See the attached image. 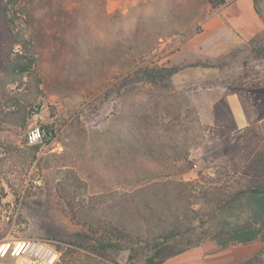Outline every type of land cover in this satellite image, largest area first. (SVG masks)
Masks as SVG:
<instances>
[{
    "label": "rangeland",
    "instance_id": "1",
    "mask_svg": "<svg viewBox=\"0 0 264 264\" xmlns=\"http://www.w3.org/2000/svg\"><path fill=\"white\" fill-rule=\"evenodd\" d=\"M207 4L18 0L26 46L0 24V238L53 241L57 264H144L175 222L207 218L218 185L264 187L250 174L264 144V33L206 57ZM18 46L28 71L14 67ZM47 125L55 138L29 143ZM238 200L264 217V194ZM114 226L133 249L98 252L84 237ZM255 243L245 264H264Z\"/></svg>",
    "mask_w": 264,
    "mask_h": 264
},
{
    "label": "trees",
    "instance_id": "2",
    "mask_svg": "<svg viewBox=\"0 0 264 264\" xmlns=\"http://www.w3.org/2000/svg\"><path fill=\"white\" fill-rule=\"evenodd\" d=\"M227 2L228 0H208L211 10H216L227 4ZM17 3L18 0H7L0 17L3 36L12 39V48H15L18 44L26 46V41L22 37V28L25 26V22L21 21L23 19L22 12L17 7ZM254 3L257 13L264 19V13L259 7V1L254 0ZM15 50L17 54L14 65L15 69L21 72L28 71L32 61L24 62L20 59V56L23 57V54H26L25 49L22 47V52L17 49ZM196 64L191 63V66ZM169 70L172 71L171 69ZM165 71L168 70H158L151 76L153 78L159 76L160 79ZM42 129L46 133L53 132L55 134L52 126L47 125L46 128ZM49 140H51V137L47 139V141ZM250 174L264 176V144L261 152L256 155L251 163ZM197 186L199 188L204 187L201 184ZM223 186L218 185L211 194L210 197L213 198V201L218 202V204H215V208L207 212V218L200 217L199 225L187 226L184 229L180 228L181 223L175 222L169 232L148 245L144 264H161L167 258L184 252L193 246H202L206 253H211L227 247L248 244L259 238L264 241V217H255L252 215L251 209L245 207L243 201L238 200L239 197L248 194H264V187L261 185L245 186L239 187L232 192H227V189ZM252 218L257 219V224L253 225V223H250ZM112 228L100 236L92 232V235L84 237L87 240L95 242L92 243V247L98 252H106L114 248L120 250L134 248L128 244L122 245L115 242L112 235L115 232H120V229L118 226ZM56 247L58 248L57 245Z\"/></svg>",
    "mask_w": 264,
    "mask_h": 264
},
{
    "label": "crops",
    "instance_id": "3",
    "mask_svg": "<svg viewBox=\"0 0 264 264\" xmlns=\"http://www.w3.org/2000/svg\"><path fill=\"white\" fill-rule=\"evenodd\" d=\"M205 9L209 13L203 25L207 34L203 43V49L207 50L206 57L213 52L212 47L225 46L237 39L249 42L264 33V19L257 13L254 0H228L227 4L216 10H211L208 3ZM261 250V243L211 253H206L202 246H193L161 264H245Z\"/></svg>",
    "mask_w": 264,
    "mask_h": 264
},
{
    "label": "built area",
    "instance_id": "4",
    "mask_svg": "<svg viewBox=\"0 0 264 264\" xmlns=\"http://www.w3.org/2000/svg\"><path fill=\"white\" fill-rule=\"evenodd\" d=\"M21 51V47L16 48ZM55 138L53 132L46 133L37 130L29 136V143L44 144L48 138ZM61 251L53 241L31 238H0V259L18 258L17 264H57L60 260Z\"/></svg>",
    "mask_w": 264,
    "mask_h": 264
},
{
    "label": "water",
    "instance_id": "5",
    "mask_svg": "<svg viewBox=\"0 0 264 264\" xmlns=\"http://www.w3.org/2000/svg\"><path fill=\"white\" fill-rule=\"evenodd\" d=\"M125 259H127V258L125 257Z\"/></svg>",
    "mask_w": 264,
    "mask_h": 264
}]
</instances>
